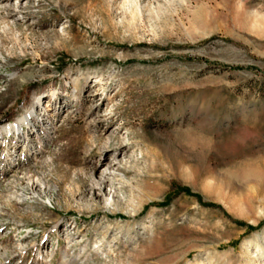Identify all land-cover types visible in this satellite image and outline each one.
Returning <instances> with one entry per match:
<instances>
[{
	"label": "rangeland",
	"instance_id": "obj_1",
	"mask_svg": "<svg viewBox=\"0 0 264 264\" xmlns=\"http://www.w3.org/2000/svg\"><path fill=\"white\" fill-rule=\"evenodd\" d=\"M18 2L0 127L43 106L0 139V264H264V0Z\"/></svg>",
	"mask_w": 264,
	"mask_h": 264
},
{
	"label": "bare ground",
	"instance_id": "obj_2",
	"mask_svg": "<svg viewBox=\"0 0 264 264\" xmlns=\"http://www.w3.org/2000/svg\"><path fill=\"white\" fill-rule=\"evenodd\" d=\"M19 2L16 4L17 9H19L23 5L24 0H18ZM17 2V1H16ZM15 8V7H14ZM1 44V42H0ZM1 56V54H0ZM43 106V99L40 98L37 100L36 104L26 113L21 115L19 118L16 119L14 123L4 125L0 127V139L3 136H19L24 131V127H27L31 124L32 118L34 117L36 111L40 109ZM109 141V140H108ZM125 141L122 140L121 145L117 148L115 152V157L112 160L106 159L105 161V168L99 171L98 173V180L101 182V184L108 178L113 176V173L115 171V167L121 163L124 155L127 154V146L124 145ZM108 142H106L104 145H106ZM114 162H118L117 164H114ZM107 181V180H106ZM107 196V195H106ZM109 197L112 198V194H108ZM114 198V197H113ZM112 200V199H111ZM113 202V201H112Z\"/></svg>",
	"mask_w": 264,
	"mask_h": 264
},
{
	"label": "trees",
	"instance_id": "obj_3",
	"mask_svg": "<svg viewBox=\"0 0 264 264\" xmlns=\"http://www.w3.org/2000/svg\"><path fill=\"white\" fill-rule=\"evenodd\" d=\"M180 193H185V194H189V192L187 190H179L177 191V194H180ZM170 199H167L165 202L163 203H160V204H156V206L158 207H164L165 205H167L169 203ZM248 228V227H247ZM248 230H252V228H248Z\"/></svg>",
	"mask_w": 264,
	"mask_h": 264
}]
</instances>
